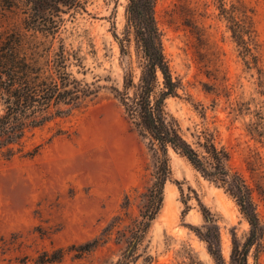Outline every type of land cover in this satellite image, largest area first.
Listing matches in <instances>:
<instances>
[{
  "label": "rangeland",
  "instance_id": "rangeland-1",
  "mask_svg": "<svg viewBox=\"0 0 264 264\" xmlns=\"http://www.w3.org/2000/svg\"><path fill=\"white\" fill-rule=\"evenodd\" d=\"M245 1L255 10L264 70V0ZM126 3L74 0L45 16L57 22V38L86 58L88 70L78 77L120 85L127 59L120 57L113 33L122 36ZM229 3L224 0V7ZM30 8L31 3L19 0L10 22L28 19ZM155 17L165 57L180 84L178 95L166 100L167 110L193 147L210 134L216 146L229 153L228 166L251 188L264 229V142L246 130L252 114L231 109L239 98L259 97L219 3L156 0ZM58 128L63 134L56 135ZM36 145L40 149L33 157L0 158V264H19L25 255L34 264L43 251L58 248L64 250L63 258L44 264H116L121 248L113 242L79 258L69 246L97 235L122 212L126 193L133 196L134 189L144 191L150 184L153 158L148 141L137 134L109 90L100 89L82 111L36 130L28 146ZM169 158L172 174L164 186L162 208L132 264H214L196 233L205 224L203 209L218 226L221 252L228 262L233 238L242 244L249 233L247 220L222 186L171 149ZM129 213H137L133 202ZM146 255L152 256L150 263L143 261ZM248 264H264V233L260 245L251 248Z\"/></svg>",
  "mask_w": 264,
  "mask_h": 264
},
{
  "label": "trees",
  "instance_id": "trees-1",
  "mask_svg": "<svg viewBox=\"0 0 264 264\" xmlns=\"http://www.w3.org/2000/svg\"><path fill=\"white\" fill-rule=\"evenodd\" d=\"M18 1L0 0V158L11 160L36 155L40 146H28L33 133L82 111L97 98L100 89L109 90L137 134L148 141L152 152L150 184L144 191L134 189L133 196L126 193L120 205L122 212L114 215L97 235L70 245L69 250H75L74 256L79 258L113 242L121 248L116 264L136 262L140 256L139 247L163 205L164 186L172 174L171 149L203 177L222 186L250 226L242 244L233 238L226 262L221 252L218 226L212 215L202 210L205 224L203 230L196 233L205 242L214 264H248L251 248L260 245L264 233L252 190L242 176L228 166L229 153L217 147L210 134L197 142L198 148L193 147L183 137L177 119L167 110L166 100L178 95L180 84L173 77L163 51L162 33L155 17L156 0H127L122 36L113 33L120 57H125L127 62L120 85L109 86L78 77L88 70L86 58L80 54V49H69L57 38L56 21L45 20L52 9L59 5L71 6L74 0H26L31 3L28 19L10 22V14L14 13ZM217 2L259 97L257 101L239 98L231 109L236 114H252L246 130L252 138L264 142V70L255 10L245 0H230L227 8L224 0ZM59 134H63L60 128L56 131V135ZM132 202L137 207L134 216L129 213ZM63 255L62 248L52 253L43 251L34 264L57 262ZM29 260L25 255L19 264H29ZM143 261L150 263L152 256L146 255Z\"/></svg>",
  "mask_w": 264,
  "mask_h": 264
}]
</instances>
